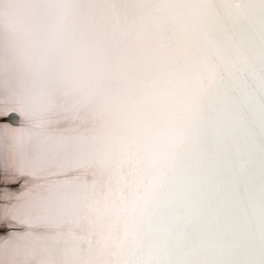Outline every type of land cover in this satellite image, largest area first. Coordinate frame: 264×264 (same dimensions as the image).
<instances>
[{
    "label": "snow or ice",
    "instance_id": "6c2138e0",
    "mask_svg": "<svg viewBox=\"0 0 264 264\" xmlns=\"http://www.w3.org/2000/svg\"><path fill=\"white\" fill-rule=\"evenodd\" d=\"M109 3L116 31L158 33L166 62L124 110L131 139L120 155L73 156L56 174L84 192L61 208L65 223L43 218L52 178L19 165L61 164L69 133L87 135L110 114L53 103L33 125L44 142L0 135V245L38 227L94 241L93 264H264V0ZM34 195L43 202L38 222L18 220L22 204L8 201Z\"/></svg>",
    "mask_w": 264,
    "mask_h": 264
},
{
    "label": "bare ground",
    "instance_id": "6f19581e",
    "mask_svg": "<svg viewBox=\"0 0 264 264\" xmlns=\"http://www.w3.org/2000/svg\"><path fill=\"white\" fill-rule=\"evenodd\" d=\"M106 0H0V114L17 111L20 129L0 124L6 140L28 133L31 144L45 137L33 125L53 103L74 102L96 114H110L109 122L95 125L84 136L69 133L59 149L69 159L41 170L29 159L20 163L25 172L52 178L46 218L65 223L62 212L79 200L81 188L66 184L56 174L71 166V157L115 158L131 139L123 113L146 93L148 84L166 62L167 45L158 33L136 34L131 26L116 31L115 12ZM150 7H157L151 5ZM173 10L175 5H162ZM7 131V132H6ZM4 161H0V169ZM7 182V181H5ZM2 201H0L1 204ZM22 204L20 221L38 222L43 202L38 195ZM32 235H21L0 245L1 264H93L99 256L94 241L79 235L55 236L33 227Z\"/></svg>",
    "mask_w": 264,
    "mask_h": 264
},
{
    "label": "water",
    "instance_id": "95a60500",
    "mask_svg": "<svg viewBox=\"0 0 264 264\" xmlns=\"http://www.w3.org/2000/svg\"><path fill=\"white\" fill-rule=\"evenodd\" d=\"M9 113H14V114L12 116L7 117ZM16 114H17V111H15L14 109H11L6 114H0V124L1 125L2 124L7 125L8 131L11 130V129H17L16 127H19V119H18ZM8 203L10 204L11 201H8ZM18 231H21V230H18ZM1 235L3 236V235H6V234L0 233V236Z\"/></svg>",
    "mask_w": 264,
    "mask_h": 264
},
{
    "label": "rangeland",
    "instance_id": "374dc122",
    "mask_svg": "<svg viewBox=\"0 0 264 264\" xmlns=\"http://www.w3.org/2000/svg\"><path fill=\"white\" fill-rule=\"evenodd\" d=\"M2 236V235H1Z\"/></svg>",
    "mask_w": 264,
    "mask_h": 264
}]
</instances>
